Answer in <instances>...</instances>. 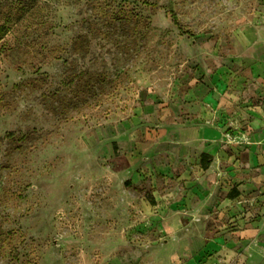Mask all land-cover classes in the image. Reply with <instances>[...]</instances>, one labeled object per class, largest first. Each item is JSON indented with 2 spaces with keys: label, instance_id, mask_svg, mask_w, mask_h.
Returning a JSON list of instances; mask_svg holds the SVG:
<instances>
[{
  "label": "rangeland",
  "instance_id": "1",
  "mask_svg": "<svg viewBox=\"0 0 264 264\" xmlns=\"http://www.w3.org/2000/svg\"><path fill=\"white\" fill-rule=\"evenodd\" d=\"M263 137L264 0H0V264H264Z\"/></svg>",
  "mask_w": 264,
  "mask_h": 264
},
{
  "label": "crops",
  "instance_id": "2",
  "mask_svg": "<svg viewBox=\"0 0 264 264\" xmlns=\"http://www.w3.org/2000/svg\"><path fill=\"white\" fill-rule=\"evenodd\" d=\"M257 119L251 122L252 125L257 124ZM262 134V133H261ZM260 150L264 151V137L260 142ZM208 153V152H206ZM261 159L264 158V154L260 155ZM257 166L258 173L252 176L248 181H239L238 185L234 187L230 194H226L221 200V207L224 210H229L230 206L234 204L241 205L244 202L252 201L256 202L257 211L261 215L258 220L254 221L251 219L250 214L246 219H240L237 216L229 220L230 223H235L236 232L241 236H250L261 233L264 230V164ZM233 195V197H232ZM254 201V202H253ZM256 260V258H255Z\"/></svg>",
  "mask_w": 264,
  "mask_h": 264
},
{
  "label": "trees",
  "instance_id": "3",
  "mask_svg": "<svg viewBox=\"0 0 264 264\" xmlns=\"http://www.w3.org/2000/svg\"><path fill=\"white\" fill-rule=\"evenodd\" d=\"M211 162H212V156L209 153L204 152L202 154V167L205 169L209 168ZM232 197H233V195H232ZM152 201H153V203L155 202L153 199H152Z\"/></svg>",
  "mask_w": 264,
  "mask_h": 264
}]
</instances>
